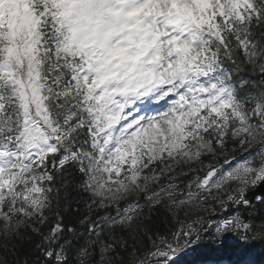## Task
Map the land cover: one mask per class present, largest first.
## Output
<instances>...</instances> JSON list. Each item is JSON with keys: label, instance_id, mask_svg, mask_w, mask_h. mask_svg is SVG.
<instances>
[{"label": "snow or ice", "instance_id": "snow-or-ice-1", "mask_svg": "<svg viewBox=\"0 0 264 264\" xmlns=\"http://www.w3.org/2000/svg\"><path fill=\"white\" fill-rule=\"evenodd\" d=\"M261 189L264 0H0V264H255Z\"/></svg>", "mask_w": 264, "mask_h": 264}, {"label": "trees", "instance_id": "trees-1", "mask_svg": "<svg viewBox=\"0 0 264 264\" xmlns=\"http://www.w3.org/2000/svg\"><path fill=\"white\" fill-rule=\"evenodd\" d=\"M69 195H70L71 200L73 201L72 210L73 211L76 210L77 208L76 202H79L80 211L81 212L84 211V202L88 199L87 194L79 193L78 190L73 187L69 190ZM73 219H75V217H73ZM235 247H236V242L234 240H229L228 250H226L223 254L214 253L210 250H198L194 254L183 257V259L180 261V264H191L194 262H198V261H201L202 259L209 258L210 254L222 256L223 259L233 260L235 259V257L231 255V249ZM247 257L250 260L254 261L255 264H264V246L256 245ZM29 258H30L29 256L22 255L20 259L21 261H23ZM256 262H260V263H256Z\"/></svg>", "mask_w": 264, "mask_h": 264}, {"label": "water", "instance_id": "water-1", "mask_svg": "<svg viewBox=\"0 0 264 264\" xmlns=\"http://www.w3.org/2000/svg\"><path fill=\"white\" fill-rule=\"evenodd\" d=\"M261 191H264V189H261Z\"/></svg>", "mask_w": 264, "mask_h": 264}]
</instances>
